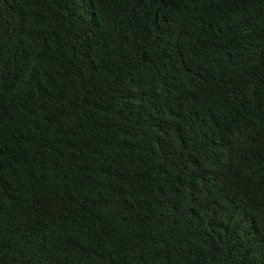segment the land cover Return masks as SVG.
I'll return each instance as SVG.
<instances>
[{"label":"trees","instance_id":"obj_1","mask_svg":"<svg viewBox=\"0 0 264 264\" xmlns=\"http://www.w3.org/2000/svg\"><path fill=\"white\" fill-rule=\"evenodd\" d=\"M0 264H264V0H0Z\"/></svg>","mask_w":264,"mask_h":264}]
</instances>
